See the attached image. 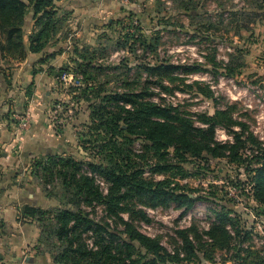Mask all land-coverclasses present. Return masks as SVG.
<instances>
[{"label": "rangeland", "instance_id": "rangeland-1", "mask_svg": "<svg viewBox=\"0 0 264 264\" xmlns=\"http://www.w3.org/2000/svg\"><path fill=\"white\" fill-rule=\"evenodd\" d=\"M193 1L196 10L185 11L174 0H54L66 18L45 50L31 54L16 48L17 59L0 58V213L17 222L10 226L0 215V264H54L39 244V225L28 219L19 222L20 212L30 206L25 204L31 201L28 195L42 191L31 175L33 162L42 157L30 156L25 140L41 120L44 132L50 129L63 136L69 151L57 156L83 165L98 163L93 146L83 147L91 140L89 105L74 99L79 96L74 93L75 81L61 70L67 66L75 70L77 49L81 52L84 46L99 44L106 75L121 78L110 83L112 89L124 91L128 79L135 93L153 94L150 100L159 98L162 107H177L195 129L200 128L195 122L202 124L201 119L214 116L216 110L230 111L234 121L246 125L245 137L253 135L261 144H247L240 152L243 166L207 155H177L173 149L162 151L158 158L142 148L134 164L140 177L160 182L170 176L172 185L165 191L187 196L193 203L189 206L183 200L164 208L163 200L154 206L145 204L149 198L136 197L127 205L135 215L123 212L125 221L159 240L171 254L183 246L178 232H187L195 256L187 260L185 255L181 263L170 264H264V205L256 199L254 182L255 171L264 163V0ZM252 12L260 15L257 25L237 37L231 23ZM33 17L30 9L21 28V43L27 48ZM123 39L129 40L126 48L115 50ZM238 50L243 55L241 63L234 64L235 77H227L226 65ZM2 53L0 49V56ZM160 82L168 91L161 89ZM196 84L203 90L212 87L214 96H204ZM157 94L166 97L157 98ZM240 130V126H219L215 141L232 144ZM141 144L137 141L135 152L141 150ZM162 166H168V172L160 170ZM17 201H23L18 208ZM53 204L44 209L59 207L57 201ZM3 207H7L5 212ZM84 210L98 221L107 216L104 206ZM139 211L147 214L148 223ZM222 228L230 237L224 249L208 234ZM119 229L123 230L122 224Z\"/></svg>", "mask_w": 264, "mask_h": 264}, {"label": "trees", "instance_id": "trees-1", "mask_svg": "<svg viewBox=\"0 0 264 264\" xmlns=\"http://www.w3.org/2000/svg\"><path fill=\"white\" fill-rule=\"evenodd\" d=\"M174 3L185 11L197 8L193 0L189 3L174 0ZM30 9L34 14V29L27 48L23 41L21 43V28ZM242 17L243 20L231 23L237 37L241 36V31L251 32L260 15L252 12ZM65 18L66 14L58 12L54 6V0H0V49L3 52L0 58L5 61L17 59L16 48V51L23 48L31 54L42 53L61 32ZM128 41H119L114 49L126 48ZM100 45L84 46L81 52L77 49L79 60L74 61L75 70L70 66L61 70V74L70 75L75 81L74 93L79 96H74V99L89 105L90 124L87 129L91 140L83 147L88 150V145L93 146L92 152L98 163L83 165L73 158L57 155L34 161L32 177L41 185L45 197L57 201L59 207L46 210L26 206L19 214V222L28 219L39 225V244L52 256L54 264H170L181 263L185 255L190 260L196 249L187 232H178L183 246L171 254L159 240L142 234L121 215L123 212L131 213L132 217L135 215V212L127 210V205L136 197L149 198L150 202L145 204L154 206L163 200L164 208L183 200L189 206L193 203L187 196L165 191L172 185L170 176L160 182L142 179L134 167L136 155L143 148V152L149 150L160 158L162 151L173 149L177 155L184 153L193 158L207 155L213 159H224L231 165L243 166L240 152L247 144H261L253 135L245 137L246 125L234 121L230 111L216 110L214 116L202 118V127L195 129L191 120L181 117L177 107H162L150 100L153 94L135 93L128 79L125 80L124 91L112 89L110 83L121 78L106 75L105 67L100 64V56L103 55ZM242 57L239 50L230 56L226 65L227 77H235L237 66L234 64L241 63ZM193 70L198 71L197 68ZM199 84L195 87L201 94L209 98L214 96L210 88L203 90ZM160 86L168 91L163 82ZM219 126L227 129L240 126L241 130L235 134L232 144H222L215 141V131ZM137 141L142 143L141 150L135 152ZM168 169V166L160 168L167 172ZM89 173L105 180L106 194ZM255 173L256 199L264 205V163ZM88 206H104L107 216L100 221L92 218L84 210ZM138 213L144 222H149L145 212ZM121 224L123 230L119 229ZM89 233L92 234L90 238ZM208 234L209 239H213L221 249L228 246L230 237L225 229H213ZM89 240L93 242L89 244ZM135 244L145 252L139 251Z\"/></svg>", "mask_w": 264, "mask_h": 264}, {"label": "crops", "instance_id": "crops-1", "mask_svg": "<svg viewBox=\"0 0 264 264\" xmlns=\"http://www.w3.org/2000/svg\"><path fill=\"white\" fill-rule=\"evenodd\" d=\"M42 121L36 122L33 129L27 134V138L25 140L26 147L30 150V156H40L42 158L47 157V155H62L64 153H68V148L65 147L63 136L57 135L54 130L48 129V131H43ZM70 139H68V142ZM19 193L22 192V189L18 190ZM30 203L28 204L32 207H40V208H49L52 207L55 200H50L45 197L41 190H37L36 194H29ZM16 208L18 205L23 204V201H17ZM7 207H3L2 209L6 210ZM1 209V207H0ZM2 211V210H1ZM2 214V215H1ZM17 214V212H16ZM1 217H3L4 221L7 222L10 226H14L17 222L15 220L8 221L3 213H0ZM15 227V226H14Z\"/></svg>", "mask_w": 264, "mask_h": 264}, {"label": "built area", "instance_id": "built-area-1", "mask_svg": "<svg viewBox=\"0 0 264 264\" xmlns=\"http://www.w3.org/2000/svg\"><path fill=\"white\" fill-rule=\"evenodd\" d=\"M198 78L203 79V78H201V76H198ZM210 89H211V90L213 91V93H214L213 88L210 87ZM214 94H215V93H214ZM164 97H166V94H162V95H160V98H164ZM158 100H159V98H158ZM158 100H157V101H158ZM157 101H156V103H158ZM154 102H155V101H154ZM158 104H159V103H158ZM195 123H196V125L202 127V125H201L199 122H195ZM138 148L140 149L141 146H138ZM88 175H89L90 177L94 178L96 184H97L98 186H100L101 190L104 192V194H106V193H107V184H106L105 180H104L103 178H101L100 176L96 175V174H91V173H89Z\"/></svg>", "mask_w": 264, "mask_h": 264}]
</instances>
